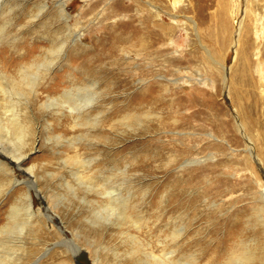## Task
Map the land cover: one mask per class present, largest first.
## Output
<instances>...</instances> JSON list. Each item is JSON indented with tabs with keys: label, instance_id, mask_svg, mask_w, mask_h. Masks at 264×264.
I'll return each mask as SVG.
<instances>
[{
	"label": "rangeland",
	"instance_id": "rangeland-1",
	"mask_svg": "<svg viewBox=\"0 0 264 264\" xmlns=\"http://www.w3.org/2000/svg\"><path fill=\"white\" fill-rule=\"evenodd\" d=\"M154 5L166 27L175 25L159 50L127 68L93 59L107 33L122 32L115 25ZM147 38L135 47L146 52ZM1 75L18 90L12 103L29 131L15 140L14 128L0 126V230L29 183L38 214L24 235L0 233L5 264H159L149 254L163 264H264V0H0ZM153 83L166 98H205L214 125L201 136L190 125L155 129L177 115L138 106ZM94 84L96 101L77 120L42 107ZM170 135L206 141L191 157L171 158L154 146ZM114 190L122 218L105 212ZM237 220L239 238L228 241L226 226Z\"/></svg>",
	"mask_w": 264,
	"mask_h": 264
},
{
	"label": "bare ground",
	"instance_id": "bare-ground-1",
	"mask_svg": "<svg viewBox=\"0 0 264 264\" xmlns=\"http://www.w3.org/2000/svg\"><path fill=\"white\" fill-rule=\"evenodd\" d=\"M131 1H133V3L135 4H138L139 0L138 1L131 0ZM152 7L155 10L153 11V8L150 9L151 11L150 14L147 12L140 13L134 16V19L133 18L131 19V17L133 16L127 15L126 17L130 16L129 18L131 19V21H129V23L126 24L127 26H125L127 28L125 27L121 28L119 24L115 25L114 29L116 28L121 29L122 32H119L116 34L115 31L114 32L108 31L109 33L106 34L107 43L103 44L99 48V50H97L95 46L96 51L98 53L97 55L95 54L93 55V59L95 61L109 59L111 62V60L114 58L113 62H120L123 68H127L129 64L131 65V63H135L136 61H146L149 53H151L152 51L159 50L160 44L162 42V34H166L170 36V34L174 33L175 31V28H174L175 25L172 24L171 27L169 28L166 27L167 24H165V19L162 17L161 13L158 11L157 5L156 6L154 5ZM57 8L59 10L60 15L62 17H66L65 4L63 2H60L58 3ZM118 15H119V12L106 15L105 20L108 22L109 20L116 18ZM136 23H139L140 25H136ZM142 30H146V33H143ZM146 34H148L147 48L149 49H146V52H144L145 51L144 48L135 47V46L141 45L142 35L145 36ZM88 48L90 50L91 47H88ZM103 56H106V57L103 58ZM88 60L90 61V63H92L91 56H89ZM28 69L27 71L26 69H23L20 72V76L22 74L23 76L25 75V81L27 80ZM124 71H126V69ZM5 79L2 75L0 76V95L3 96V97H0V108L4 112L3 116L1 115L2 112H0L1 130L2 128H4L5 130L3 129L2 131H6V134H10L12 132L11 129L14 128L15 131L14 133H12V136L15 138V140H21L25 135H28L29 128L26 126V124H21L20 115L17 111L18 107L16 104L12 103V96L17 95L15 91H18V90L15 89L12 91L11 90L12 88L10 89L11 86L9 87L8 85L9 81L6 82ZM18 83L21 84L20 81ZM120 83L123 84L124 86L129 85V82L127 80H122ZM156 84L157 83H153L152 85H149L147 90L137 97V100H139L138 106L144 105V102L146 101L154 102L157 105L166 106L167 110H169V112L173 111L177 115V117H174L172 119L173 124H170L166 121H164L163 123L161 122L157 123L156 124L157 128L155 127V129H158L161 132L165 130L175 131L187 125H190L192 128H195L198 132V133L196 132L194 133L199 134V136H201L202 134H204V129H209V126L214 125V123L206 115L205 98L204 99H201L199 97L196 98L195 95H190V96L185 95L183 98H181L180 96L173 95V96H170L169 98H166L165 96L159 93L160 85L157 84L158 85L157 86ZM90 86L91 88L89 87L82 88L83 86H74L71 89L65 91L59 97L47 98L44 104H42V107L48 108V109L49 108H53V109L59 108V109L65 110L66 112L68 111L69 115L73 117L76 116V120H77L79 117H81L82 113H84L88 108H90L93 105V103L96 101L95 97L92 96L90 91L94 90L97 87V84L90 85ZM165 99H167L168 103L165 101ZM184 110H187V113H184ZM193 124L198 125V127H193ZM159 134L161 133L159 132ZM218 135L222 136V134H218ZM170 136H172L173 138L170 140H167L166 142L164 141L161 144L159 142H158L159 144L154 142V146H161L160 148L161 152L165 153L171 158H178V159L193 156L195 154V150L193 149V147H195L196 145L203 144L206 141V139L202 137L200 138H187L186 137L185 139L180 140L178 137H175L173 135H170ZM185 141L186 142L188 141V144H185L186 143ZM151 143H150V146H152ZM200 150L203 151V147L200 148ZM141 153H147V152H141ZM27 187L28 188L22 198L23 205L12 207L10 211L11 213L8 215V222L0 230V233H3V232L4 233H9V232L15 233L16 231L14 232L13 230L15 228L17 230L18 228L17 230L18 235L21 236V234L24 235L26 230H28V228L33 225V218L36 217L38 214L35 212L34 207H33L34 200H33L32 189H31L33 185L29 183ZM115 193H116L115 190L106 193V196L109 199V204L105 206V212L108 215L113 213L116 217L122 218L123 214L120 212V208H119L121 194L120 192H118L115 195ZM238 199L239 198L237 197L234 199H230L228 201H231V202L229 204L224 203V205L232 206L234 203L238 202ZM261 201L263 202V207L261 208L263 216L261 217L263 219L262 224L264 226V194H261ZM21 213L24 214V217H20ZM100 219L104 220V218H102L101 216H100ZM226 227H227L226 228L227 230H226L225 235L223 236L226 240L234 241L239 238L238 235H239L240 228H241L240 221L237 220V221L229 222ZM136 229L140 230V226L136 227ZM181 232L182 230H179L178 234L181 235ZM12 233L10 234L13 235ZM10 234H8L9 236L7 237H12L10 236ZM20 236H18V238L16 239H19ZM233 247H234L233 251H237L240 249V245L237 243H234ZM3 254L4 255L0 257L1 264L3 263L5 264L6 263L5 260H8V258L11 257L10 254L8 253H3ZM148 256H149L148 258H151L153 261L159 262V264H163L153 254H149ZM230 260L232 262H237V263L241 262L240 259L235 260L233 258H230ZM99 262L100 260L97 259L95 264H99Z\"/></svg>",
	"mask_w": 264,
	"mask_h": 264
}]
</instances>
